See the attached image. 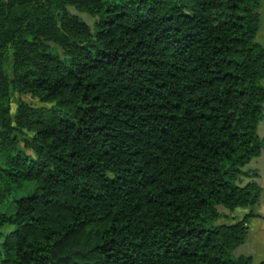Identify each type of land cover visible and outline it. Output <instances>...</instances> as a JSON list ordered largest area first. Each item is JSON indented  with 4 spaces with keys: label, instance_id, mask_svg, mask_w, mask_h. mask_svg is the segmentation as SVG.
<instances>
[{
    "label": "trees",
    "instance_id": "1",
    "mask_svg": "<svg viewBox=\"0 0 264 264\" xmlns=\"http://www.w3.org/2000/svg\"><path fill=\"white\" fill-rule=\"evenodd\" d=\"M261 5L0 0V264H250Z\"/></svg>",
    "mask_w": 264,
    "mask_h": 264
},
{
    "label": "crops",
    "instance_id": "2",
    "mask_svg": "<svg viewBox=\"0 0 264 264\" xmlns=\"http://www.w3.org/2000/svg\"><path fill=\"white\" fill-rule=\"evenodd\" d=\"M263 3V0H262ZM261 123L258 124V130ZM264 139V133L260 137ZM264 157V148L259 156L253 158L246 164L245 169L255 170L257 176L254 180L261 187V193L258 203L252 208L242 207L240 212H228L225 216L232 218L229 223H233L243 217L248 211H252L256 216L250 217L247 222L248 232L245 242L236 250L237 254L248 255L251 257L250 264H264V167L261 158ZM228 221V220H227ZM239 251V253H238Z\"/></svg>",
    "mask_w": 264,
    "mask_h": 264
},
{
    "label": "rangeland",
    "instance_id": "3",
    "mask_svg": "<svg viewBox=\"0 0 264 264\" xmlns=\"http://www.w3.org/2000/svg\"><path fill=\"white\" fill-rule=\"evenodd\" d=\"M79 15L81 17H83L86 21H90V18L88 16H86L85 14H79ZM260 22H261V25H260V29H259V31L257 33V36H256V41L259 42L261 45H264V0H263L262 5H261V8H260ZM5 71L9 75L11 74V61L8 62L7 66L5 68ZM262 83L264 85V78L262 79ZM14 97H16V95H14ZM18 97L20 99H22L24 102H26L27 104L31 105V106H46V107L50 106V104L41 102V101H39L38 98L33 97L30 94H23V95H20ZM15 106H16V103L13 101L11 103V114L14 113ZM260 123H261V127L258 130L259 137H261L263 135V133H264V111H263V117H262L261 121L259 122V124ZM20 146H23V144L21 142H20ZM25 151L28 152V153L30 152V150H28V149H25ZM4 157H5L4 154H0V162H2L4 160ZM260 160H261V162H263V167H264V157L261 158ZM245 166H244V169H245ZM247 170L255 171V170H250V169H247ZM246 180H248V179H242L241 183L245 182ZM241 208L242 207H237L232 212H236V214H237L238 212H240ZM5 211L7 213H10L12 211V208L11 209L9 208V210H5ZM219 211H220L221 217L218 219V223H229L232 220V218H228V217L223 215V214L231 212V211L223 209L221 207H219ZM238 253H239V251H238Z\"/></svg>",
    "mask_w": 264,
    "mask_h": 264
}]
</instances>
